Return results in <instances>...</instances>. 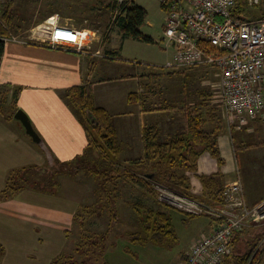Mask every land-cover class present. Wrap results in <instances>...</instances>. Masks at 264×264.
I'll use <instances>...</instances> for the list:
<instances>
[{
    "label": "crops",
    "instance_id": "obj_1",
    "mask_svg": "<svg viewBox=\"0 0 264 264\" xmlns=\"http://www.w3.org/2000/svg\"><path fill=\"white\" fill-rule=\"evenodd\" d=\"M94 53L88 50L80 53L16 38L5 41L0 58V86L10 89V97L19 89L17 106L28 114L53 158L60 162L74 161L88 145L84 124L63 95L74 85L91 84L95 104L110 112L121 147L120 157L124 159L142 156L141 132L146 126H155L162 142L186 132L182 108L167 110L156 107L158 92L154 88L147 91L144 86L148 72L134 70L133 67L138 66L121 60H98ZM131 94L133 100H130ZM12 121L0 117V191L6 187L10 170L32 164L44 166L47 162L46 153L37 148L38 144H33L25 129L21 130L22 124L18 120ZM216 122H208L206 129L214 130ZM262 123L261 117L253 119L240 130L229 127L224 119L220 120L216 146L223 162L219 163L208 150L200 154L196 170L186 172L193 194H205L201 176L219 173L216 178L221 186L241 180L249 205L264 198ZM16 194L0 202V243L5 248L1 264H16L8 261L12 251L19 253L25 262L44 255L42 262L29 264H50L55 257L65 253L62 251L63 238H68L67 232L72 226L62 225L54 230L50 223L63 220L65 216L73 221L72 203L66 201L60 192L23 188ZM208 219L200 236L212 231L216 225L211 218ZM52 235H58V238ZM200 236L178 254L176 264L185 260ZM261 264H264V257Z\"/></svg>",
    "mask_w": 264,
    "mask_h": 264
},
{
    "label": "rangeland",
    "instance_id": "obj_2",
    "mask_svg": "<svg viewBox=\"0 0 264 264\" xmlns=\"http://www.w3.org/2000/svg\"><path fill=\"white\" fill-rule=\"evenodd\" d=\"M136 3L148 11L147 21L142 26V31L151 36L155 40L154 43L123 38L120 27L116 23L120 12L116 0H0V18L4 11L10 16L7 39L16 38L24 41L45 43L43 39L46 35L47 20L50 17H54L62 24L91 28L96 31L97 37L87 50L95 52L94 56L96 55L98 60H121L138 66L133 67L134 70L148 72L149 77L144 86L147 91L154 88L158 92L156 107L167 110L182 108L184 115L186 107L202 110V112L210 107H217L220 118L227 123L224 110L218 103L217 69L213 67H187L178 70L164 68L163 65L172 57V52L171 49L165 48V41H163L166 13L161 6V0H136ZM156 66L163 68L159 69ZM9 94L8 87L0 86V102L3 110L6 111L0 114V117L13 122L12 120L16 121L14 117H10V102L13 97ZM260 117L261 122L263 121L261 125H264V115L261 114L258 118ZM84 121L92 125L90 121ZM21 130L24 128L21 127ZM32 142L37 146L33 140ZM91 156L94 157L92 154ZM91 156L89 157L92 160ZM106 162L101 160L98 167H109ZM54 163V160L49 158L44 166L49 167L52 164L54 165L53 170H60L57 176L59 183L57 192L63 194L66 201L72 203L70 207L74 210L75 219L73 218L72 221L71 218L65 216L63 220L51 222L50 226L56 230L62 225L65 227L72 225L67 232L68 238H63L65 243H62L60 239L63 245L62 251L74 254L78 260H84L85 264H102L105 261L110 264H176L178 254L188 249L192 240L200 236L209 220L206 216L188 215L173 207L171 214L178 236L176 243L165 241L163 244L146 245L133 242L130 239L131 233L137 231L139 225L141 227L143 221L140 220L147 219L149 209L158 211L165 209L164 205H167L158 199L155 182L148 181L151 192H147L133 186L129 181L118 178L117 190L108 196L106 189L102 191L103 185H100L99 177L95 174L83 170L75 173L74 170L65 169L66 166ZM114 164L113 170L124 171L127 162L123 157H119L117 163ZM114 187V184H109V188ZM22 203H24L23 200ZM87 206L88 209L84 210L83 207ZM114 206L118 213L116 217H112L111 214ZM78 214L82 215L78 216ZM107 229L110 230V234L106 237L102 247H91L90 245L87 257L75 252L77 245H86L83 235L93 236V239L98 241L99 238L96 235ZM245 230L241 237L243 239L241 247L251 238H255L254 235L259 234L260 231L264 232V221L253 223ZM51 237L57 239L58 235ZM260 244L264 245V235ZM235 250L238 249H234L232 254ZM39 257L25 262L20 258L19 253L12 251L8 261L16 264H29L41 261L44 255Z\"/></svg>",
    "mask_w": 264,
    "mask_h": 264
},
{
    "label": "built area",
    "instance_id": "obj_3",
    "mask_svg": "<svg viewBox=\"0 0 264 264\" xmlns=\"http://www.w3.org/2000/svg\"><path fill=\"white\" fill-rule=\"evenodd\" d=\"M120 9L130 0H116ZM170 70L217 69V97L229 126L238 129L264 115V0H161ZM96 31L47 20L45 43L84 53ZM158 199L188 215L207 216L215 227L191 246L181 264H222L234 235L264 221V199L248 205L240 179L225 183L210 204L155 182Z\"/></svg>",
    "mask_w": 264,
    "mask_h": 264
},
{
    "label": "trees",
    "instance_id": "obj_4",
    "mask_svg": "<svg viewBox=\"0 0 264 264\" xmlns=\"http://www.w3.org/2000/svg\"><path fill=\"white\" fill-rule=\"evenodd\" d=\"M9 17V14L4 11L2 18H0V58L4 53L5 41L9 36ZM147 17V9L136 4L135 0H130L122 5L116 23L120 27L123 38H134L154 43L155 40L142 31V26L146 23ZM156 68L163 67L156 66ZM63 95L80 116L88 134V145L84 153L75 159L76 161L60 162L51 156L44 142L43 146L38 144L46 153L47 159H53L57 165L66 166L65 169L74 170L75 173L83 170L95 174L99 177L100 185H103L102 191L106 189L108 196L114 190H117L118 178H122L124 181H129L133 186L147 192H151L148 181H152L205 203L214 204L219 202L223 190V185H219L216 178L217 175H220L219 173L213 176H201L206 191L205 194L200 196L192 193L189 176L186 173L196 170L198 157L206 150L210 151L219 163L223 162L216 146L221 120L217 107H210L205 112L186 107V132L176 134L166 142L160 141L159 131L155 126L144 127L141 132L143 141L142 156L126 159L125 170L116 171L113 170L114 163H117L121 152L116 129L112 124L110 112L106 108L95 104L91 84L74 85L65 90ZM18 96L19 89L15 90L12 95L10 117H13L19 109L16 101ZM133 98L134 96L131 94L130 100H133ZM0 108V114H4L6 111L3 110L1 102ZM84 120L90 121L92 125ZM216 120L217 127L212 131L207 130L206 124ZM89 156L92 157V160ZM101 160L107 161L106 165H109V167H98ZM53 168L54 165L52 164L49 167L32 164L10 170L6 178V187L0 191V202L11 198L28 186L34 190L56 193L59 184L57 176L60 170H53ZM109 184H114L115 187L109 188ZM136 206L139 208L138 205ZM164 206L165 209L158 211L149 209L147 219L145 221L140 220L143 221L141 227L139 225L138 230L131 233V241L146 245L150 243L163 244L165 241L177 242L178 236L172 223L171 214V210L174 208L169 205ZM83 208L87 210L88 206ZM111 214L112 217L117 216L115 206L111 209ZM81 215L78 214V216ZM244 231L246 230L234 235L232 248L238 250H235V253L231 255H227L222 264H261L264 257V245H261L260 242L264 232L261 233L260 231L259 234L254 235L255 238H251L241 247L240 244L243 242L241 237ZM109 234L110 230L107 229L96 235L99 238L98 241L94 240L93 236L83 235L85 244L89 246L79 244L75 247V252L80 256H89L90 245L91 247H102ZM4 251L5 248L0 243V264ZM50 264H85V262L84 260H78L74 254L62 253L55 257ZM102 264L110 263L105 261Z\"/></svg>",
    "mask_w": 264,
    "mask_h": 264
},
{
    "label": "water",
    "instance_id": "obj_5",
    "mask_svg": "<svg viewBox=\"0 0 264 264\" xmlns=\"http://www.w3.org/2000/svg\"><path fill=\"white\" fill-rule=\"evenodd\" d=\"M16 120H18L22 126L25 129V133L31 137V139L36 143L39 144L41 146H43V141L40 138L38 132L36 131V129L34 128L32 121L30 119V117L28 116V114L22 110V109H18L13 116Z\"/></svg>",
    "mask_w": 264,
    "mask_h": 264
},
{
    "label": "bare ground",
    "instance_id": "obj_6",
    "mask_svg": "<svg viewBox=\"0 0 264 264\" xmlns=\"http://www.w3.org/2000/svg\"><path fill=\"white\" fill-rule=\"evenodd\" d=\"M52 18H54V17H52Z\"/></svg>",
    "mask_w": 264,
    "mask_h": 264
}]
</instances>
